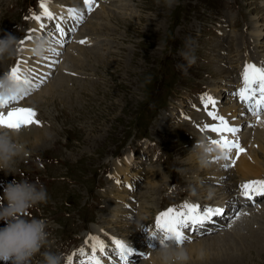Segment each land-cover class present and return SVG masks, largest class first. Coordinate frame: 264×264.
<instances>
[{"label": "rangeland", "instance_id": "obj_1", "mask_svg": "<svg viewBox=\"0 0 264 264\" xmlns=\"http://www.w3.org/2000/svg\"><path fill=\"white\" fill-rule=\"evenodd\" d=\"M42 1L0 0V37L9 32L25 42L30 20ZM116 2L105 0L98 15L102 16L103 26L97 25L101 30L91 33L95 44L103 50L101 56L87 53L77 58L85 65L80 68L82 78L70 75L72 80L59 81L62 78L59 74H63L60 68L52 81L46 80L47 77L29 83L33 94L27 99L19 96L0 107L34 109L49 133L39 144L32 140L35 131H42L38 128L13 137L24 145V151L16 158L12 173L6 175L0 170V195L4 186L15 179L43 184L50 199L47 204H38L35 213L55 218L49 221L43 218L50 229H46L49 238L45 248L52 245L53 252L65 256L70 249L72 264L86 263L78 251L85 247L86 229L99 226L102 235L121 232L122 237L136 239L138 222L149 219L151 212L163 207L165 200L170 202L179 191L194 198L202 197L205 178L199 174L194 176L192 170L198 163L197 160L196 165L190 163L193 149H184L186 144L193 143L196 132L190 124L183 123L181 115L195 117L189 109L190 98H195L204 87L220 85L221 77L227 73L224 68L235 66L245 55L254 59L264 57V37L253 35L251 28L257 24L264 32V0H177L172 8L165 5V0H127L126 5L118 8ZM62 5L68 8V4ZM49 25L50 22L44 24L50 28L47 36L55 47L57 31L52 28L54 25ZM44 28L41 35L46 33ZM189 37L194 42L197 59L184 74L178 65L187 66V61L179 53L185 49ZM57 52L44 56L38 64L42 66L47 58L54 59L53 67L50 64V73H53L56 59L63 51L60 48ZM24 55L29 67L34 66V56ZM65 55L66 51L62 57ZM20 63L17 56L1 59L0 74L4 68L10 71ZM37 72L38 68L31 77L35 78ZM54 78L59 82L51 88ZM26 100L36 102L30 104ZM129 156L131 162L124 164ZM159 157L164 163L163 170ZM116 165L124 169V174L139 178L136 193L124 189L128 196L124 201L131 202L133 209L126 208L123 202L120 213L128 212L119 213V217L111 220L108 213L122 192L105 170L114 172ZM169 178L179 183V187L175 184L174 192L166 189ZM26 217L30 219V214ZM259 217L257 221L248 220L245 228H239L247 234L243 238L231 235L227 243L220 242L221 253H225L224 246L233 247L239 240L252 245L249 233L256 229L264 233V215ZM4 223L0 221V227ZM253 223L255 227L250 226ZM250 250L253 253L248 251L247 258L238 251L240 257L234 264H264L263 248L259 253L257 248ZM34 259L41 263L43 257L40 254L31 261ZM65 264H69V258Z\"/></svg>", "mask_w": 264, "mask_h": 264}, {"label": "clouds", "instance_id": "obj_2", "mask_svg": "<svg viewBox=\"0 0 264 264\" xmlns=\"http://www.w3.org/2000/svg\"><path fill=\"white\" fill-rule=\"evenodd\" d=\"M177 0H165V5L172 8ZM22 40L16 35L5 32L0 37V59L14 58L22 51ZM194 42L189 37L185 49L180 56L187 61V66L181 64L178 68L187 74L188 67L196 63ZM35 57H44L54 52L53 41L47 35L36 36L28 49ZM150 81V77L147 78ZM30 89L29 83L15 79L10 71L0 74V96H23ZM16 130H0V170L5 174L12 173L11 168L18 156L24 151V145L17 143L13 134ZM211 149V151H209ZM195 155L202 165L206 164L210 153L215 152L220 158L225 153L220 152L207 142L194 145ZM50 197L46 187L29 180H13L4 186L0 195V262L4 264H31L37 254H41L42 264H65L66 256L45 248L49 232L47 221L43 218H25L28 210L38 204H47ZM159 247L155 250L158 264H189L190 255L186 248L173 243L171 238L159 236ZM201 257L203 252L200 253Z\"/></svg>", "mask_w": 264, "mask_h": 264}, {"label": "bare ground", "instance_id": "obj_3", "mask_svg": "<svg viewBox=\"0 0 264 264\" xmlns=\"http://www.w3.org/2000/svg\"><path fill=\"white\" fill-rule=\"evenodd\" d=\"M127 0H117V2L115 3L117 8L120 6H123V5H126V2ZM131 1V0H130ZM46 2V6L48 8V10L53 14V20L55 23H52V25L55 26V24H61L63 22V20L68 17L70 14H76V13H79V15H81V10H84V5H90L92 4L89 0L88 2L86 3L85 0L83 1H80V0H44L40 3L39 5V10H37L36 14L32 16V19L30 20V29L29 31L31 32L34 27L39 29V30H36L34 33H30L29 34V37L25 40V42L23 43V46L22 49L25 50V54L28 56V55H31L32 53L28 50L30 48V44H31V41L38 35H41V33H43L42 28L40 27L41 24H46L47 22V19L48 17H45L43 16L41 18V20L37 21L36 19H34V16L36 15H42L44 9L41 7V4ZM98 3L97 6H99L100 8L97 9L93 14L92 12L89 14L87 20L81 24L79 26V32L81 34H83V37L87 36V35H90V40L92 42V44H88V43H85L81 46H73L70 48V50L67 53V55L64 56V58L62 57V54L63 52L60 54V56L56 59V63L59 61V64L60 62L62 63L61 64V68H68V69H71V70H74L76 71L75 68H81V67H84V63H79L78 62V59L77 58H81L84 56V54H87L89 53L90 55H93L94 57H98V56H101L100 52L103 51L102 48L101 50L99 49L100 46L94 44L93 42V38L91 36V33L92 32H97V30H101V27L100 26H103V19L101 18L102 16H98L99 15V12L101 10H103V5L101 6V0H96L94 2L95 3ZM62 3L64 4H68V8H64V6L62 5ZM114 4V3H113ZM112 5V4H111ZM116 9V8H115ZM71 10V11H70ZM101 13V12H100ZM92 14V15H91ZM110 16H114L113 14H109ZM224 15V14H223ZM96 16V17H95ZM98 16V17H97ZM106 16V15H105ZM96 18L94 23L87 28L88 24V20L90 19H93V18ZM251 18V17H250ZM255 18V16L253 17ZM257 20V19H256ZM58 22V23H57ZM258 22V21H257ZM90 25V24H89ZM97 25H100V26H97ZM261 25V24H260ZM47 26V25H46ZM45 26V27H46ZM262 26V25H261ZM81 27V28H80ZM260 26H258L257 24H253L252 25V34L255 35V36H261V38L264 37V32L261 30V27L259 28ZM46 30V33L45 35H49L50 34V28L46 27L44 28ZM41 32V33H40ZM113 33V32H112ZM60 34V32H59ZM95 35V33H93ZM104 34V33H103ZM32 35H33V39H32ZM101 35V33H100ZM106 35V34H105ZM98 36V35H97ZM102 36V35H101ZM103 37V36H102ZM106 38V37H105ZM110 38V37H109ZM101 39V38H100ZM103 39V38H102ZM61 40V39H59ZM96 40V39H95ZM55 41V44H56V41L57 40H54ZM98 42V41H97ZM102 42V41H101ZM259 42L260 39H259ZM103 44V43H102ZM259 45V44H258ZM242 46V45H241ZM59 47V44H56L54 49H55V52H57L60 47ZM102 47V46H101ZM68 49V48H67ZM65 49V51L67 50ZM105 49H108V48H105ZM64 51V52H65ZM88 55V54H87ZM225 55V54H224ZM23 57V60L22 58H20L21 60V65L23 68H25V72H27L28 76H32L34 71L39 70V72H41L42 70V73L45 74L44 77H48V74H50V71H51V68H50V64H51V67H53V65L55 64V62H53L54 59H50L48 60L47 62H50L49 66L47 65H42L40 66L38 63L39 62H43V57H33L34 59V63L35 65L34 66H30L28 65V62L26 61L27 59L25 58V55H21ZM251 56V55H250ZM264 56V55H263ZM31 57V56H30ZM74 57V58H73ZM261 57V56H260ZM85 58V57H84ZM60 59V60H59ZM63 59V61H62ZM250 58H247V60H249ZM254 59V58H253ZM66 60V61H65ZM220 60V59H219ZM1 61V59H0ZM55 61V60H54ZM218 61V60H217ZM69 62H72L71 64L72 65H69L68 63ZM223 63V62H222ZM0 67H2V65L0 64ZM223 67V66H222ZM218 68V67H217ZM220 68V67H219ZM8 70V69H7ZM4 71V70H3ZM93 71V70H92ZM82 72V70H81ZM216 73V72H215ZM221 74V73H220ZM60 76H62V78L59 80V81H64L66 78H67V75L66 74H59ZM65 75V76H64ZM22 76V75H21ZM23 77V76H22ZM24 78V77H23ZM76 77H74L75 79ZM78 78V77H77ZM35 79H37L38 81H41V80H44V78L36 75ZM58 78H54V82H52V85H51V88L52 86L54 85L55 82H59L57 80ZM73 79V78H72ZM71 77L68 78V80H72ZM53 79H51L52 81ZM50 81V83H51ZM75 81V80H74ZM80 82V81H79ZM62 83V82H61ZM59 85V84H58ZM56 86V85H55ZM53 86V87H55ZM57 87V86H56ZM213 89H216L218 88L220 91L222 89H220L221 87L219 85L217 86H213L212 87ZM52 90V89H51ZM36 98V97H35ZM31 99V98H30ZM25 100V99H24ZM23 100V101H24ZM22 101V102H23ZM27 101V100H26ZM39 101V100H37ZM21 102V101H20ZM30 103V104H34V102L36 101H27V103ZM223 103V102H222ZM40 104V103H39ZM234 105H231L229 107H226L224 108V110L226 111L227 114H229L230 112H232V114L234 115V110L236 109V107ZM46 107V106H45ZM51 109V108H50ZM2 112V111H0ZM162 120V119H161ZM163 121V120H162ZM163 124V123H162ZM36 125H27L26 128L27 129H24V130H21L19 132H15L13 134V137H16V136H20V135H24V134H28L31 130H34L35 128H38L42 131H35L34 134H33V141H36L37 144H39L38 142H43L46 137H47V134L48 132L45 131L44 127H35ZM247 129L252 131V133H254L255 135V142H257L256 144V148H250L249 150V154L250 156L252 157V161H249L245 156H241L234 169L232 170L233 173H235V175H240L242 178H250V177H258L260 176V174L262 172H264V114H261L260 116V119L258 121H256V125L253 126V127H250V126H247ZM49 134V133H48ZM34 144V143H33ZM32 146V145H31ZM38 145H36L35 147H37ZM190 156V155H189ZM191 157L193 158H196L197 160V163H199V166L197 167V170L198 171H204V172H200L201 173H205V172H211L213 171V167H203V165L200 163V161L197 159L196 155H195V152L191 155ZM131 156H129L128 158H126V162L127 164L129 165V163L131 162ZM230 159V158H229ZM196 165V164H195ZM124 166V165H123ZM129 169V168H128ZM117 172H120V173H123L124 172V169L121 168L120 166L116 165L115 166V174ZM129 174V173H128ZM197 174V173H196ZM194 174V175H196ZM134 176V175H132ZM160 177V176H158ZM126 180H128L130 178V176L128 175L127 177H125ZM161 178V177H160ZM201 178V177H200ZM196 179V178H195ZM214 180V178H212ZM138 180V179H137ZM219 180V179H217ZM211 180H209L210 182ZM150 182V181H149ZM158 182V181H157ZM164 182V181H163ZM208 182V185L207 187L210 188V189H213L215 185H212V183H209ZM212 182V181H211ZM160 183V182H159ZM162 183V182H161ZM156 184V183H155ZM158 184V183H157ZM146 185V184H145ZM149 185H151L149 183ZM203 185V184H202ZM154 186V185H153ZM158 186V185H157ZM201 186V185H200ZM117 189L119 191H121L122 193L118 194L117 195V198L118 199V202L116 203V200L114 201L113 203V206L110 210V212L108 213V217L111 219V220H115L117 217H119V213H120V208L122 206V203L124 202L126 205L128 204L126 201V198L128 197L127 194L124 192V188H120L118 186H116ZM199 188V187H198ZM205 189V188H204ZM218 190L220 188H217ZM151 190V188H150ZM144 191V190H143ZM211 191V190H210ZM147 194V193H146ZM145 194V195H146ZM199 195V194H198ZM197 195V196H198ZM145 198V197H144ZM148 198V197H147ZM257 198H260V196H258ZM256 198V199H257ZM113 202V201H112ZM143 202V201H142ZM131 204V203H130ZM105 205V204H104ZM109 211V210H108ZM127 210H122L121 213L123 212H126ZM128 212V211H127ZM120 213V214H121ZM106 214V212H105ZM261 215L263 214L264 215V212L263 213H260ZM119 215V216H118ZM243 217V216H242ZM129 218V217H128ZM227 219H229L228 216H226ZM261 218V217H260ZM128 220V219H127ZM251 220V219H250ZM254 221V220H253ZM126 225V224H124ZM231 225H227V229L230 228ZM255 227V226H254ZM135 231V230H134ZM238 232L235 234V232ZM241 231V232H240ZM243 230H240L239 228H234L232 233L235 234V238L236 237H240V238H243L245 235L247 234H244L242 232ZM119 232V231H118ZM121 234V232H119ZM249 233V232H248ZM114 235L118 236L120 234L118 233H113ZM123 235V234H122ZM249 235L252 237V245H248L246 241H243V240H239L238 243H234L233 247H230L229 244H227V246H224L223 247V250L225 251V253H221V249H220V242H222L224 240V242L226 241V243L232 238V236L228 235L226 232L224 233H220V235L216 236H209V237H202V238H198V239H195L194 241H192L191 243H186V244H183L181 246H183L184 248L187 249L189 255H190V261H189V264H234L235 262H237V258H238V251H240L242 254L245 255V258H247V255L246 253L248 251H250L251 253H253L250 249H254V248H257L256 250V253H259L261 251V247L263 248V251H262V254H264V245H263V242H264V233H261L259 232L257 229L255 230V232L253 233L252 231L249 233ZM121 236V235H120ZM234 237V236H233ZM127 240V239H125ZM116 239H114V243H115ZM116 244V243H115ZM251 244V243H250ZM254 244V245H253ZM126 246L130 247L128 244H125ZM260 248V249H259ZM132 249V248H131ZM157 249L156 248H152L149 250V256H148V260L144 261L145 263L144 264H158V261L156 259V255H155V250ZM228 251V252H227ZM203 252V256L201 257L200 253ZM253 255V254H252ZM240 257V256H239ZM243 257V256H242ZM243 259V258H242ZM241 260V259H240ZM239 261V260H238ZM104 262V261H102ZM242 262V261H241ZM131 264H133V262H131Z\"/></svg>", "mask_w": 264, "mask_h": 264}, {"label": "snow or ice", "instance_id": "obj_4", "mask_svg": "<svg viewBox=\"0 0 264 264\" xmlns=\"http://www.w3.org/2000/svg\"><path fill=\"white\" fill-rule=\"evenodd\" d=\"M85 2L87 3L88 0H85ZM41 7L44 9L42 16L52 19L53 14L48 10L46 2L42 3ZM41 18V15L34 16V19L37 21L41 20ZM40 27L44 28L45 26L41 24ZM55 30L64 34L63 28L59 26H57ZM23 42L24 41H22V43ZM56 43L59 44L60 41L57 40ZM57 55H59L58 52ZM20 71L19 64L10 70L15 79L24 80L25 83H29L27 78L21 76ZM242 76L245 86L239 90V98L241 101L249 102L252 110L257 108L264 109V68L257 67L253 64H246ZM33 87H39V85H33ZM257 93H259L258 97ZM24 95H27V92ZM17 99L18 96H0V107H4ZM203 99L205 100L206 108L209 105L213 107V110L208 111V116L213 119L214 123H206L202 128V130L211 131L218 135V138L212 139L211 143L225 153L226 160H229L230 154L233 153L234 150L238 153L243 152L244 149L240 147L238 141L229 138L235 137V135L239 133L240 128L230 124L224 116L218 114L215 110L216 102L211 95L204 94ZM32 123H37L35 120V110L32 108L16 107L8 110L6 114L0 112V126L18 130ZM209 151H211V149ZM225 167H227V165H225ZM242 187L244 189L243 195L246 198L251 199L256 195L264 196V180L248 181L245 182ZM181 208L182 210H177L170 207L164 212L159 213L155 220V227L163 234V238H171L177 244H182L187 239H190V237L185 234L186 229L198 227L212 217L222 214L224 211L223 208L217 207L213 209L211 207H204L188 202L183 204ZM150 234L153 237L159 238L156 231ZM91 239L97 242L92 245L93 255L91 257V264H101L99 258L95 255V250L99 247L100 251H104L103 242L100 241L98 237H92ZM115 243L121 259L127 260L133 253V250L120 240H116ZM83 251V249L80 250L81 254H83ZM69 264H72L71 257H69Z\"/></svg>", "mask_w": 264, "mask_h": 264}]
</instances>
